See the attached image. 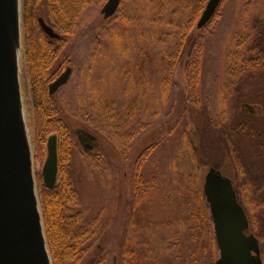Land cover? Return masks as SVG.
<instances>
[{"label":"rangeland","instance_id":"1","mask_svg":"<svg viewBox=\"0 0 264 264\" xmlns=\"http://www.w3.org/2000/svg\"><path fill=\"white\" fill-rule=\"evenodd\" d=\"M94 1L50 71L73 69L68 84L53 96L57 117L72 137L65 169L77 203L68 205L65 215L84 251L69 264H215L220 250L203 193L209 167L232 180L264 264V131L255 129L256 155L239 139L243 128L212 131L228 125L236 111L238 78L229 75L230 63L234 56L253 55L254 37H264V0L223 1L213 26L195 27L188 37L167 90L169 56L192 17L194 0H124L118 16L107 20L101 13L105 3ZM200 41L198 104L189 94L186 70ZM22 72L33 129L25 53ZM240 106L247 115L264 116L259 103ZM150 147L138 189L137 159ZM46 157L47 145L44 161L35 162L38 192Z\"/></svg>","mask_w":264,"mask_h":264},{"label":"water","instance_id":"2","mask_svg":"<svg viewBox=\"0 0 264 264\" xmlns=\"http://www.w3.org/2000/svg\"><path fill=\"white\" fill-rule=\"evenodd\" d=\"M122 0H108L101 13L115 16ZM223 0H209L196 28L202 30ZM43 31L60 39L44 19ZM23 0H0V264H53L36 182L32 133L22 86ZM68 67L49 85L54 95L71 77ZM255 113L254 107L245 104ZM43 183H59L58 135L47 139ZM203 193L209 206L220 257L215 264H263L260 241L248 234L249 218L232 180L215 167L206 172Z\"/></svg>","mask_w":264,"mask_h":264},{"label":"trees","instance_id":"3","mask_svg":"<svg viewBox=\"0 0 264 264\" xmlns=\"http://www.w3.org/2000/svg\"><path fill=\"white\" fill-rule=\"evenodd\" d=\"M94 2V0L23 1L24 53L30 81L28 93L34 107L33 129L31 130L33 134L32 142L35 162L42 163L44 161L47 138L54 133L58 135L59 183L53 189L44 185L39 189L45 232L53 264L76 262L84 251L81 249L83 244L81 236L76 234L73 229L75 225L69 223V219L65 215L67 206L77 203V194L71 185L65 169V164L71 154L72 137L64 121L57 117L53 96L49 94V84L63 69H59L53 75L50 71L63 50L66 49L68 39L74 35L81 14ZM97 2L104 4L107 0H97ZM207 2L208 0H194L193 4H191L192 17L181 27L177 44L169 56L167 78L164 80L165 90H167L166 85L171 80L182 56L187 39L193 33ZM119 12L120 10L115 17L118 16ZM219 12L203 31L207 27L213 26L219 19ZM40 17L57 34L61 35V39L51 40L47 36L40 26ZM263 30L259 29V32L257 31L258 34L261 35ZM254 44L255 47H252L250 52L253 55L247 58L234 56L230 63L229 75L233 79L238 78V84H236V111L232 114L228 125L218 129L212 128L214 134H220L222 131L227 134L231 128L238 131L240 127L243 128V132L239 131V139L241 140L242 138V143H245L246 147L251 148V155H256L254 154L256 151L252 147L255 129L258 133L264 131V125H261L264 122V116L263 118H256L247 115L240 104L248 101L259 103L264 107V37L256 35L254 37ZM203 54L204 45L200 41L195 45L186 70L187 83L190 87L189 94L196 99L195 102L198 104ZM228 128L230 129L228 130ZM127 137V142L129 143L132 136ZM153 150L154 147L144 150L137 159L134 183L138 189L143 185L141 170L144 162L152 154ZM236 165L238 166V164ZM38 179L41 180L40 175ZM195 195L200 205L204 204L200 188L196 190ZM73 221H76V219Z\"/></svg>","mask_w":264,"mask_h":264},{"label":"bare ground","instance_id":"4","mask_svg":"<svg viewBox=\"0 0 264 264\" xmlns=\"http://www.w3.org/2000/svg\"><path fill=\"white\" fill-rule=\"evenodd\" d=\"M71 75H72V74H71ZM55 80H56V78H55ZM55 80H54V81H55ZM54 81H53V82H54ZM24 98H26V97L24 96ZM29 127H30V126H29ZM30 129H32V127H30ZM34 165H35V160H34Z\"/></svg>","mask_w":264,"mask_h":264},{"label":"flooded vegetation","instance_id":"5","mask_svg":"<svg viewBox=\"0 0 264 264\" xmlns=\"http://www.w3.org/2000/svg\"><path fill=\"white\" fill-rule=\"evenodd\" d=\"M66 68H68V67H65L64 70L60 74H62L66 70Z\"/></svg>","mask_w":264,"mask_h":264}]
</instances>
